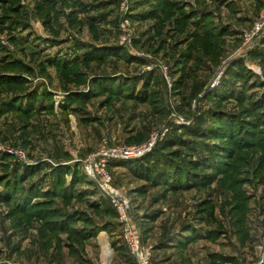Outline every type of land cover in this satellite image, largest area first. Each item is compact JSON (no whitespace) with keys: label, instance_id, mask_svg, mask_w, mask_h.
Segmentation results:
<instances>
[{"label":"rangeland","instance_id":"1","mask_svg":"<svg viewBox=\"0 0 264 264\" xmlns=\"http://www.w3.org/2000/svg\"><path fill=\"white\" fill-rule=\"evenodd\" d=\"M153 137L169 182L107 158ZM110 192L152 264H264V0H0V264H135Z\"/></svg>","mask_w":264,"mask_h":264},{"label":"built area","instance_id":"2","mask_svg":"<svg viewBox=\"0 0 264 264\" xmlns=\"http://www.w3.org/2000/svg\"><path fill=\"white\" fill-rule=\"evenodd\" d=\"M157 137H153L150 142L141 146L127 147L119 151L110 152L107 155L109 157H121L128 159H136L148 152L153 144L156 142ZM105 158V159H107ZM105 159L101 160L95 155H91L89 159L85 161L84 171L90 176L97 184L100 190L109 194L110 180L109 175H106L104 170ZM108 160V159H107ZM106 160V161H107ZM111 193L113 206L118 209L121 214V220L123 221V241L127 247L129 256L134 260L135 264H152L149 258L148 251L143 247L140 239L139 232L131 224L132 218L128 215V204L122 196ZM113 194V195H112Z\"/></svg>","mask_w":264,"mask_h":264},{"label":"trees","instance_id":"3","mask_svg":"<svg viewBox=\"0 0 264 264\" xmlns=\"http://www.w3.org/2000/svg\"><path fill=\"white\" fill-rule=\"evenodd\" d=\"M237 68L239 69V71H241V69L243 67L241 65H238ZM211 130L212 131H220L222 129L217 127L216 129L215 128L214 129L211 128ZM151 154L152 155H150V157H154L153 155L155 154V152H153ZM156 154L158 156V153H156ZM150 157L149 158L148 157H143L141 159L129 160V161H126L124 163H127L126 166L132 171V173L136 174V176H139V178L151 181L153 183L158 181V179L167 180V182H169V179L173 178V175L172 176L170 175V177H169V174L166 173L165 169H163L162 171H158L157 172V169H155V168L153 169V168L149 167L147 164H148V162L150 160ZM172 180H174V179H172ZM181 181H183V180H181V178H180L179 180H174V181L170 182V184L173 186L174 184L181 183ZM192 181L195 182V183L197 182L195 178H193Z\"/></svg>","mask_w":264,"mask_h":264}]
</instances>
